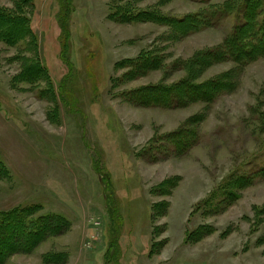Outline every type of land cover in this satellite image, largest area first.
<instances>
[{
  "label": "rangeland",
  "instance_id": "rangeland-1",
  "mask_svg": "<svg viewBox=\"0 0 264 264\" xmlns=\"http://www.w3.org/2000/svg\"><path fill=\"white\" fill-rule=\"evenodd\" d=\"M227 1L71 0L63 32L65 0H33L36 44L0 10V215L51 219L29 241L22 221L2 226L0 264H264V57L207 67L193 99L175 86L238 23L179 20Z\"/></svg>",
  "mask_w": 264,
  "mask_h": 264
},
{
  "label": "trees",
  "instance_id": "trees-1",
  "mask_svg": "<svg viewBox=\"0 0 264 264\" xmlns=\"http://www.w3.org/2000/svg\"><path fill=\"white\" fill-rule=\"evenodd\" d=\"M20 3V4H19ZM21 4H27V8L32 9L34 7L33 0H24V1H16L15 3V9L13 10H6L5 8L0 9L1 11H5L4 13L12 15L13 16H20L18 19H12L10 22L13 23L11 28L12 30L16 31V26L18 24H21V28H23L22 32L25 37L30 39L31 43H35L36 41L34 39V33L31 29V17L27 12L23 11V8ZM215 8L205 10L204 12H201L197 15L188 16L182 20L184 24L189 23L190 26H192L193 30L192 32H197L203 28L208 27H216L219 25V22L221 20L227 19L228 16H236L235 19L237 20V24L234 26L233 30L229 32L224 39L223 43L218 45L217 47L213 49H208L205 52H202L200 54H197L194 56L193 59L189 60V67L192 71V75L190 78L184 81H180L175 86L180 87L186 86L189 87V93L188 97L189 99H193L192 97H195V94H200L196 89L200 86H205V84H196L194 83L192 78H196L202 71H204L207 67H210L212 65L218 64V63H227L230 62L235 65V67H246L250 63L254 62L255 60H258L262 57H264V0H228L223 5L214 6ZM122 7L117 6L115 8V12L117 10H120ZM212 10V11H210ZM24 12V13H23ZM72 12V6H71V0H65V16L62 18V24H61V31L64 32L65 29H68V21L70 19V14ZM260 12V17L255 18L254 15L256 13ZM2 13V14H4ZM245 15V17H243ZM239 19V20H238ZM18 21V22H17ZM173 23V22H172ZM171 23V24H172ZM188 25V26H189ZM18 29V28H17ZM19 30V29H18ZM249 34V36H248ZM4 35V33L0 30V36ZM36 49L38 48L35 46ZM62 47H65V43L62 42ZM63 48V49H64ZM62 54L64 57L66 56V49L62 51ZM66 59V58H65ZM145 61H142L144 66H149L150 63L149 56H146ZM66 61L69 64V60L66 59ZM151 61H154L151 59ZM39 61V59L37 60ZM38 64H31L27 71L34 72L39 70H45L44 67ZM44 72V71H43ZM216 83L224 84L225 87L230 85L231 83L223 81V80H216ZM65 81H63L64 83ZM63 86V85H62ZM174 87V86H173ZM173 87H170L171 91L173 90ZM166 88V87H165ZM152 94H155V92H149ZM220 93V92H219ZM173 95L172 93H169ZM193 94V95H192ZM154 98V97H153ZM66 101H64L65 103ZM66 107H70L72 109L76 108L74 100L68 99L66 102ZM75 110V109H74ZM178 137V136H177ZM260 174H264V169L260 171ZM254 175V174H253ZM251 175L250 177H231L229 179V182L226 187L234 186V187H240L242 184L246 182H254V176ZM104 180L102 181L103 188L105 191V197L108 204L109 213L112 217H114V213L116 212V209L113 204V196L115 195L114 187L112 178L109 175H103ZM264 178V175L262 176ZM167 184H172L171 182ZM233 190V189H232ZM225 192L226 188L223 190ZM237 196V195H235ZM33 213V209H16L12 212H9L7 214H1L0 215V229L3 228L4 225H9L10 223H7L12 218L18 219V221H22L24 223L23 233L27 234L28 241L30 237L35 235L36 233L40 232V225L42 222L50 221L51 219L48 217H41L38 220L30 219V215ZM16 224V223H15ZM28 226V227H27ZM20 227V226H19ZM28 228V231L27 229ZM206 229V228H205ZM17 230V229H16ZM118 227L114 226L112 231V240L111 245L113 246L116 244V234H117ZM206 233L204 229L196 230L186 237V244H189L191 242L195 241V238H197L199 233ZM12 233V232H11ZM22 233V234H23ZM18 235V234H17ZM21 235V233L19 234ZM24 236V235H23ZM194 239V240H193ZM34 242V240L32 241ZM196 242V241H195ZM1 255V254H0Z\"/></svg>",
  "mask_w": 264,
  "mask_h": 264
}]
</instances>
